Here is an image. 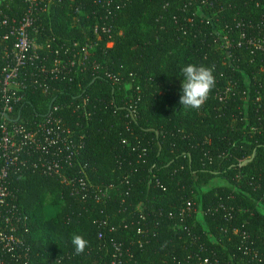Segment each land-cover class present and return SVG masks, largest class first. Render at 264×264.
I'll return each mask as SVG.
<instances>
[{
	"label": "trees",
	"instance_id": "16d2710c",
	"mask_svg": "<svg viewBox=\"0 0 264 264\" xmlns=\"http://www.w3.org/2000/svg\"><path fill=\"white\" fill-rule=\"evenodd\" d=\"M113 1L51 0L34 14L37 42L52 41L46 51L98 44L79 80L52 94L30 91L16 110L26 124L60 105L84 138L67 174L86 177V188L30 164L9 177L14 196L4 210L15 213L10 223L31 249L30 264H264V50L247 43L264 48V0ZM26 10L25 0H0L9 19ZM103 22L111 35L97 37ZM188 64L216 77L198 110L179 103ZM82 95L88 120L67 106ZM141 215L152 228L145 235L137 234ZM73 234L89 241L82 254ZM114 241L134 257L117 258Z\"/></svg>",
	"mask_w": 264,
	"mask_h": 264
},
{
	"label": "built area",
	"instance_id": "2783aa9c",
	"mask_svg": "<svg viewBox=\"0 0 264 264\" xmlns=\"http://www.w3.org/2000/svg\"><path fill=\"white\" fill-rule=\"evenodd\" d=\"M198 1L203 5L206 3V0ZM25 2L27 10L19 21L12 17L9 19L0 11V28H7L2 32L0 30V58L4 63L0 67V264H30L32 261L30 247L24 245L18 228L10 223V215L15 213L4 210L7 198L14 196L9 181L12 174H22L30 164L34 170L48 177H57L62 183L73 185L76 180L82 188L88 186L86 177L77 178L67 174V168L75 165L79 152L84 148V138L65 124L62 106L53 105L46 115L29 119L26 124L21 122V115H16V110L30 91L41 90L45 94H52L58 91V85L79 80L87 70L89 55L98 41L85 44L75 42L46 51L51 49L52 41L47 40L45 46L37 42L35 35L39 32V24L34 14L47 12L51 0L47 4L45 0ZM105 2L110 7L115 3L113 0ZM120 7L117 5L116 8ZM93 32L97 37L101 34L109 36L112 28L103 22L102 25H95ZM9 41H12L10 45ZM247 43L255 49L264 50L263 43L258 40L249 39ZM93 65L98 68L95 62ZM110 79L116 81L117 77L111 74ZM128 86L127 89L130 88ZM67 106L76 114V119L83 117L88 120L92 115L87 95H82L79 101ZM81 172L83 174L84 169ZM74 192L77 193V190ZM106 193L100 191L99 195L106 197ZM141 220L144 225L138 228L137 234L145 235L152 231L148 216L141 215ZM99 238H104L102 230L99 231ZM143 241L139 240L138 244L142 246ZM111 247L117 258L123 255L130 259L134 257L124 243L114 241Z\"/></svg>",
	"mask_w": 264,
	"mask_h": 264
},
{
	"label": "clouds",
	"instance_id": "9594fccd",
	"mask_svg": "<svg viewBox=\"0 0 264 264\" xmlns=\"http://www.w3.org/2000/svg\"><path fill=\"white\" fill-rule=\"evenodd\" d=\"M183 74L182 91L179 103L184 109H200L208 100L216 84V77L212 67L188 64L181 69ZM70 242L77 254H82L89 246L84 236L73 234Z\"/></svg>",
	"mask_w": 264,
	"mask_h": 264
},
{
	"label": "rangeland",
	"instance_id": "374dc122",
	"mask_svg": "<svg viewBox=\"0 0 264 264\" xmlns=\"http://www.w3.org/2000/svg\"><path fill=\"white\" fill-rule=\"evenodd\" d=\"M199 13L201 14V15H203V12H202V10L200 9L199 10ZM112 45V44H111ZM110 45V46H111ZM130 86H128V88H129ZM46 210H47V212H48V214H53L54 212H55V210H54V208L51 206V205H46Z\"/></svg>",
	"mask_w": 264,
	"mask_h": 264
},
{
	"label": "water",
	"instance_id": "95a60500",
	"mask_svg": "<svg viewBox=\"0 0 264 264\" xmlns=\"http://www.w3.org/2000/svg\"><path fill=\"white\" fill-rule=\"evenodd\" d=\"M21 114V113H20ZM20 114H19V116H20Z\"/></svg>",
	"mask_w": 264,
	"mask_h": 264
}]
</instances>
